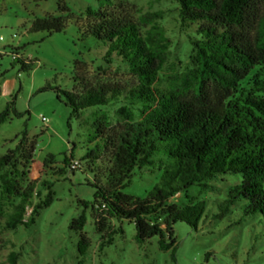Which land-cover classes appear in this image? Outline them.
I'll return each instance as SVG.
<instances>
[{"label":"trees","instance_id":"trees-1","mask_svg":"<svg viewBox=\"0 0 264 264\" xmlns=\"http://www.w3.org/2000/svg\"><path fill=\"white\" fill-rule=\"evenodd\" d=\"M175 1L180 23L196 24V37L190 39L193 68L166 88L157 82L170 41L158 23V13L134 18L115 0H98L97 7H86L80 14L58 4L60 14L36 17L28 27L29 32L51 34L75 20L82 40L93 37L103 42L105 61L117 57L139 79L127 87L89 85L79 77V91L54 89L74 116L89 107L121 104L116 110L123 119L121 128L109 131L107 115L96 117L93 145L80 158L95 173L89 183L95 188L93 201L82 204L84 209L90 206L95 228L103 232L101 246L115 233L110 221L127 220L134 223L138 244L157 237L158 249L170 251L173 259V225L184 222L195 230L205 212V200H194L188 190L206 188L216 175L241 176L239 183L226 189L221 212L243 199V214H259L264 222V0ZM14 63L23 72L33 66L32 60L21 56L11 66ZM10 111L21 116L11 102L0 112V124ZM103 158L104 165L99 166ZM73 161L71 155L63 158L56 174H67ZM32 162L33 144L23 130L17 144L0 156V224L5 220L8 229L29 227L38 210L49 203L39 199L38 181L29 177ZM52 164L53 155H46L43 166ZM143 169L157 171V182L144 197L124 193L134 173ZM50 187L47 182L44 188ZM178 193L188 201L168 203ZM84 222L81 212L70 223L79 232L81 257L90 245L81 232ZM16 260L17 253L11 252L10 264Z\"/></svg>","mask_w":264,"mask_h":264},{"label":"rangeland","instance_id":"rangeland-1","mask_svg":"<svg viewBox=\"0 0 264 264\" xmlns=\"http://www.w3.org/2000/svg\"><path fill=\"white\" fill-rule=\"evenodd\" d=\"M134 18L158 13V23L170 41L166 63L159 74V87H169L193 68L190 39L196 37V24H181L175 0H115ZM67 6L74 14L86 7H97L98 0H0V112L11 102L18 114L9 112L0 124V156L12 149L22 131L33 144V162L29 177L38 181L39 199H48L29 227L18 225L8 229L5 220L0 224V264H10V253H17L16 264H264V222L259 214L245 216L243 199L236 200L226 211L219 205L228 187L241 180L239 174L216 175L207 187L192 186L188 195L206 202L205 212L194 230L184 222L173 225L176 249L174 259L170 251H161L157 237L144 244L135 241V226L127 220L112 219L115 233L111 241L101 246L103 232L97 231L90 206L95 188L89 183L95 173L80 160L93 144L91 133L96 117L103 113L110 123L109 131H118L124 124L116 110L120 103L89 107L71 115L70 108L57 98L55 87L79 91V77L86 84H120L130 87L139 79L130 68L114 57L105 61L104 43L93 37L82 40L75 20H69L60 32H29L36 17L58 15L57 5ZM146 26L145 28H147ZM142 27V29H145ZM17 52L25 60H32L28 71H21L18 63L11 66L9 54ZM44 86L48 89L40 90ZM53 155V164L43 166L46 155ZM72 156L78 162L76 170L57 175L63 158ZM98 161L99 166H103ZM159 173L150 169L136 171L124 193L144 197L158 179ZM102 179V178H101ZM51 182L50 189L44 188ZM264 188V181L262 183ZM38 196L34 201L37 202ZM183 193L168 199V203L184 204ZM84 212L81 232L89 240L87 253L77 251L79 232L70 228L72 219Z\"/></svg>","mask_w":264,"mask_h":264},{"label":"built area","instance_id":"built-area-1","mask_svg":"<svg viewBox=\"0 0 264 264\" xmlns=\"http://www.w3.org/2000/svg\"><path fill=\"white\" fill-rule=\"evenodd\" d=\"M0 39H1V37H0ZM17 57H18V55L15 54L14 52H12V53L9 54V58H10L11 61L14 60ZM77 165H78V162L77 161H73L72 164L69 166L68 171L69 170L72 171V169H76L75 167H77ZM30 211H31V209L30 208H27V214H29Z\"/></svg>","mask_w":264,"mask_h":264},{"label":"crops","instance_id":"crops-1","mask_svg":"<svg viewBox=\"0 0 264 264\" xmlns=\"http://www.w3.org/2000/svg\"><path fill=\"white\" fill-rule=\"evenodd\" d=\"M32 179V178H31Z\"/></svg>","mask_w":264,"mask_h":264}]
</instances>
